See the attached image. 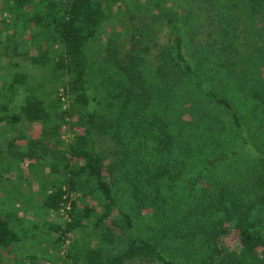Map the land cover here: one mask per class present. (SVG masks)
<instances>
[{
  "label": "trees",
  "instance_id": "16d2710c",
  "mask_svg": "<svg viewBox=\"0 0 264 264\" xmlns=\"http://www.w3.org/2000/svg\"><path fill=\"white\" fill-rule=\"evenodd\" d=\"M114 2L116 0H0V11L8 12L14 23L34 22L37 36L54 40L56 52L59 51L51 62L67 76L65 93L71 98V110L79 112L80 116L82 130L77 132L67 150L55 153L60 158L54 157L56 161L51 163L56 164L54 173L67 171L69 176L43 199L48 212L60 213L70 204L69 222H45L57 234L56 246L60 249L69 234L82 228L84 219L96 213L89 205L88 197H91L101 208L96 226H105V230L114 235V227L119 222L117 228L125 236L126 246L106 259L103 247H92L76 254L78 261L84 259L86 264H264V147L250 137L242 112L225 89L214 87L200 65L189 59L185 49L192 15L185 5L155 3L152 7V11L157 9L155 18H165L168 29V42L158 55L154 83L148 81L143 69L150 48L141 44L127 26V34L118 48L107 51L108 61L113 62L122 76L115 96L111 93V99L120 100L118 109L114 116H108L106 112L110 109L101 108V96L93 93L90 86L87 49L100 33ZM249 6L264 25V0H249ZM27 83L25 76H15L14 84L23 85L27 94L19 112L0 114V124H15L21 120L45 123L36 149L46 150L51 142L49 128L61 129L71 110L60 107L58 122L50 125L54 115L49 104ZM184 84L197 89L199 95L228 116L231 127L242 139L239 146L229 151L219 150L216 144L214 148L207 146L211 138L209 132L212 133L215 126V121L206 118L207 112L200 120L204 125L202 134L196 130L201 126L199 122L194 128L189 125L188 132L183 128L184 137L181 130L178 133L172 129L174 125L169 117L158 112L151 117L147 115L155 103V94L167 101L168 108L169 100ZM58 103L61 105V98ZM262 109L264 112V104ZM131 119L136 122L124 132L132 134L123 140L120 129L115 126L121 127L122 121ZM109 134L117 145L104 148V139ZM142 135L144 139L134 144L133 140ZM57 136L54 133L53 138ZM45 139L48 142L43 141ZM148 141H152L151 147L147 146ZM132 146L137 148L139 156L135 149L132 151ZM143 150L149 155L146 160ZM33 152L37 154L33 147L29 148L21 157L34 158ZM65 153L68 156H62ZM242 156L246 157L243 170L218 173ZM2 180L0 174V187ZM121 192L128 193L138 212L151 220V236L138 226L134 205L131 208L123 203ZM82 202L84 205L80 208ZM116 212L121 218L118 222L114 218ZM108 219L111 226L107 227ZM232 230L237 232L240 243L235 250L227 246ZM29 233V229L15 228L8 211L0 213V250H13ZM101 234L111 238L106 233ZM67 257L74 258L72 246ZM36 261L35 256L27 264H37Z\"/></svg>",
  "mask_w": 264,
  "mask_h": 264
},
{
  "label": "rangeland",
  "instance_id": "374dc122",
  "mask_svg": "<svg viewBox=\"0 0 264 264\" xmlns=\"http://www.w3.org/2000/svg\"><path fill=\"white\" fill-rule=\"evenodd\" d=\"M155 3L163 6L183 4L191 12L192 21L185 49L189 59L192 58L196 61L194 63L200 65L198 67L205 72L214 87L225 89L242 112L250 128V137L264 147V25L260 16L253 13L249 0H116L109 7V17L100 33L87 49L90 86L93 93L101 96V108L110 109L106 112L108 116H114L118 109L120 100L117 97L111 99V93L115 96L122 76L113 62L108 61L107 51L112 47L118 48L127 34V26L141 44L149 46L150 51L143 69L150 83L156 81L154 72L160 50L168 42V29L165 18H155L157 9L152 11ZM37 32L34 22L24 20L14 23L8 12L0 11V114L19 112L27 92L23 85L14 84V78L16 75H23L31 90L46 99L54 115L50 125H54L59 120V108L71 110L72 102L65 93L67 76L51 62L59 50L56 52L57 46H54L52 38L37 36ZM225 46L229 47L227 51L220 48ZM46 49L49 51L46 52ZM180 86L169 100L168 108L167 101L155 94V103L148 109L147 115L151 117L158 112L169 117L174 125L172 129L178 133L181 130V137H184L185 130L188 132L190 129L189 125L192 124L194 128L204 112H207L206 118L215 121L214 131L209 132V148H214L216 144L219 150L229 151L241 144L242 139L231 127V121L224 112L218 111L216 106L199 95L197 89L185 84ZM58 98H61V105ZM131 120L122 121L121 127L115 126V129H120L123 140L132 134L124 132L136 122L135 119ZM65 123L57 131L49 128L51 142L46 150L41 151H37L36 145L42 139L45 123L21 120L15 124H0V174L3 176L0 213L8 211L17 230H30L29 235L13 250H0V264H27L35 256L38 258L37 264H86L84 259L78 261L76 254L78 256L81 251L84 253L86 249L101 246L106 259L125 249V236L117 228L121 219L119 214L116 212L114 216L118 222L113 230L114 235L107 232L105 226H96L101 208L91 197H88L89 205L96 209V213L90 219H84L83 227L69 234L60 249L55 244L57 234L46 223L69 222L67 211L70 204L60 213L48 212L44 209L43 199L46 193L69 176L67 171L54 173L56 164L51 163L56 161L54 157H58L55 153L67 150L77 132L82 130L79 112L72 109ZM200 125L196 129L199 135L204 130L201 122ZM54 133L58 134L56 138H53ZM143 135L133 140V143L144 139ZM43 141L48 142L47 139ZM200 141L203 143V138ZM116 145L109 134L102 147L113 148ZM147 146L151 147L152 141H148ZM32 147L37 153L33 152L34 158L21 157ZM132 147V151L135 149L136 156H139L137 148ZM142 155L145 160L149 156L146 150H143ZM62 156H68V153ZM132 157L134 158V154ZM245 159L243 156L234 159L226 167L219 169L218 173L224 175L235 169L243 170ZM108 162L109 159L106 160ZM121 195L122 202L132 208L134 203L130 195L124 192ZM83 205V202L80 203V208ZM133 211L138 226L147 236H151V220L141 215L135 205ZM145 212L148 214L149 211ZM107 224V227L111 226V219L107 220ZM101 233H106L111 238L102 237ZM166 244L171 245V242L166 241ZM239 244L237 232L232 230L227 238V246L235 250L239 248ZM71 246L74 258L67 257Z\"/></svg>",
  "mask_w": 264,
  "mask_h": 264
}]
</instances>
